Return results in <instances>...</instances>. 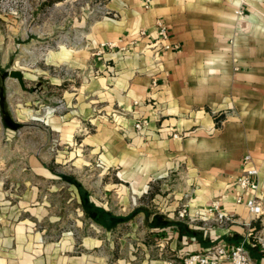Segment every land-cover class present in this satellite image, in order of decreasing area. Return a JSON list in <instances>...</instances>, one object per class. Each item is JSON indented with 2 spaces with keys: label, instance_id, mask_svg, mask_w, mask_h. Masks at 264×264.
I'll return each instance as SVG.
<instances>
[{
  "label": "crops",
  "instance_id": "1",
  "mask_svg": "<svg viewBox=\"0 0 264 264\" xmlns=\"http://www.w3.org/2000/svg\"><path fill=\"white\" fill-rule=\"evenodd\" d=\"M231 1L97 0L91 10L71 17L68 35L57 50H48L53 71L61 64L69 70L67 112L51 120L69 143L79 136L71 164L94 166L100 174L114 170V180L128 183L134 194L149 189L150 203L138 202L120 214L98 203L81 179L56 171L55 159L43 164L30 158L36 174L72 190L76 227L88 223L107 241L121 225L140 233L134 243L139 254L110 264H182L185 255L218 243H241L249 264H264V213L251 217L236 203L242 191L234 184L248 154L257 167V189L243 198L264 191V0H245L241 18ZM155 20L165 26L168 49L154 41ZM101 43L111 45L100 48ZM62 117L67 125L57 123ZM138 120L144 122L140 130L134 128ZM62 176L112 215L137 211L105 230L84 215L75 186ZM116 181L110 185L119 190ZM157 184L159 193L151 188ZM27 191L10 206L0 201V264H107L69 254L101 244L90 237L74 243L71 229L55 241L42 240L44 228L34 227L43 218L50 222L48 194L35 186ZM215 201L228 219L205 211ZM181 207L185 218L176 217Z\"/></svg>",
  "mask_w": 264,
  "mask_h": 264
},
{
  "label": "rangeland",
  "instance_id": "2",
  "mask_svg": "<svg viewBox=\"0 0 264 264\" xmlns=\"http://www.w3.org/2000/svg\"><path fill=\"white\" fill-rule=\"evenodd\" d=\"M96 1L0 0V112L5 110L15 123V128L11 129L2 126L0 120V201L8 202L6 205L10 206L18 196L26 195L30 186H35L40 194H48L49 199L50 222L43 218L36 225L38 228L34 227L39 231L44 228L42 240L55 241L64 230L71 229L74 243L80 242L82 237H90L100 240L101 244L88 249L75 247L69 254L81 252L90 256L89 262L94 261L92 257H97L96 261L101 258L110 264L116 259L139 254L134 243L140 233L136 230L133 233L128 225H121L109 235L110 246L101 229L88 223L76 227L79 218L72 190L59 180L41 177L29 165L31 157L43 164L55 159L56 171L81 179L98 203L120 214H125L138 202L150 203L148 188L132 193L128 183L114 180V170L107 169L100 174V169L94 166L71 164L69 156L78 147V134L73 135L69 143L56 123L52 128V114L67 112L63 108V93L70 82L65 80L69 77L65 65L56 66L53 71L47 64L48 50L56 49L57 44L63 42L61 37L69 32L71 17L82 9L91 10ZM10 70L21 73L24 89L8 76ZM51 75L61 79L59 84L49 82ZM56 120L62 125L68 122L63 117ZM110 181L119 182V190H115ZM151 188L159 193L158 184ZM133 218L138 220L137 215Z\"/></svg>",
  "mask_w": 264,
  "mask_h": 264
},
{
  "label": "built area",
  "instance_id": "3",
  "mask_svg": "<svg viewBox=\"0 0 264 264\" xmlns=\"http://www.w3.org/2000/svg\"><path fill=\"white\" fill-rule=\"evenodd\" d=\"M233 13L235 16L241 18L245 0H232ZM147 5H145L146 7ZM147 32L140 31V35L144 36ZM154 41L163 49H168L170 46L166 42L167 34L164 24L155 20L154 22ZM110 43H101L100 48L110 46ZM155 84V80L152 81ZM143 121H135L134 128L140 130ZM241 172L234 177V184L242 191V195L236 194L235 202L242 203L251 217H258L264 213V191L259 195H254L250 198H243L244 193H250L257 189L256 175L257 167L252 164L251 158L248 154L242 156L240 160ZM206 212H214L217 220L228 219V216L223 211H218V205L215 202H210L205 207ZM177 218H185L186 210L181 207L176 211ZM260 247L264 248V241H260ZM163 264H172L169 260ZM182 264H249L248 255L241 243L226 246L223 243L215 244L207 248L202 253H190L183 257Z\"/></svg>",
  "mask_w": 264,
  "mask_h": 264
},
{
  "label": "trees",
  "instance_id": "4",
  "mask_svg": "<svg viewBox=\"0 0 264 264\" xmlns=\"http://www.w3.org/2000/svg\"><path fill=\"white\" fill-rule=\"evenodd\" d=\"M1 79H2V76H1ZM0 101L2 102L1 94H0ZM0 120H1L2 126L6 128H11V129L15 128V123L11 121L8 113L5 110H2L0 112ZM61 178L75 186L76 191L80 198V202H79L80 208L83 211L84 215L88 217L92 222L101 226L105 230H109L110 228L114 227L116 224H122V223L127 222L133 216V214L137 211L134 209L132 210V212H130L128 215H125V216L112 215L109 212L104 211L102 208L96 207L92 203L88 202L84 194H82L81 191L79 190V185L78 183H76V181L72 180L69 177L62 176Z\"/></svg>",
  "mask_w": 264,
  "mask_h": 264
},
{
  "label": "water",
  "instance_id": "5",
  "mask_svg": "<svg viewBox=\"0 0 264 264\" xmlns=\"http://www.w3.org/2000/svg\"><path fill=\"white\" fill-rule=\"evenodd\" d=\"M8 76L10 78L15 79L17 81L19 87L21 89H24L23 81H22V75H21V73L19 71H17V70H10V71H8Z\"/></svg>",
  "mask_w": 264,
  "mask_h": 264
}]
</instances>
